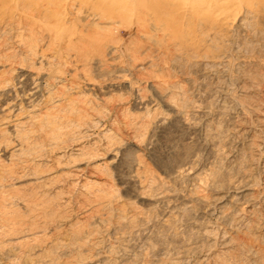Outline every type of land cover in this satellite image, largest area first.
Here are the masks:
<instances>
[{"label":"rangeland","instance_id":"1","mask_svg":"<svg viewBox=\"0 0 264 264\" xmlns=\"http://www.w3.org/2000/svg\"><path fill=\"white\" fill-rule=\"evenodd\" d=\"M136 5L0 28V264H264V20L203 76L206 50L139 27ZM247 184L253 203L211 204Z\"/></svg>","mask_w":264,"mask_h":264},{"label":"bare ground","instance_id":"2","mask_svg":"<svg viewBox=\"0 0 264 264\" xmlns=\"http://www.w3.org/2000/svg\"><path fill=\"white\" fill-rule=\"evenodd\" d=\"M109 3L112 7L108 6L110 5ZM135 5L137 6V25L139 27L152 26L161 33V36L163 35V37L165 36L168 39V42L171 43L170 45L181 52L191 53L195 57L196 55L199 56L197 54L199 51L206 50V53L200 55L196 61L200 68L203 67V69L199 70L200 72L207 67L224 69L228 57L226 53L209 55L207 51L216 50L219 41L222 39L235 37L245 27V23L251 19L260 17L264 20V0H0V28L3 27L4 29L9 24H17L19 28L25 31L29 30L28 32L31 34L33 33L32 37L35 34L37 37V34L42 31L57 30L62 24L61 20L70 14H85L92 19L112 20L113 18L109 17L111 15L108 12L109 9L120 14L123 11H132ZM42 16L47 17L46 19L51 18L52 22L41 21ZM27 21L29 23L26 24L25 22ZM24 44L26 45V43ZM24 44L23 46L25 47ZM37 45V43L31 45L30 50H35ZM201 73L203 76L209 75L206 71ZM27 79V95L32 102V107H35L36 105L32 98L37 92V79L35 80L31 75H28ZM3 85L0 87V96H4L1 101L4 100L5 103L6 96L12 90L7 84ZM220 88L224 99L235 102L227 88L224 86H220ZM5 108L4 105H0V111ZM238 109L240 110L239 113L245 116L246 112L243 108ZM179 114L183 122L189 128L194 129L192 124H188L191 121L189 122L188 120L187 123L182 109L179 110ZM250 191V186L247 184L238 192L228 191L216 198L211 204L214 208L222 210L224 209V202L228 201L234 207L231 208L232 210L239 209L241 206L249 205L255 201L251 197L248 198L247 194ZM231 209L230 211H232Z\"/></svg>","mask_w":264,"mask_h":264}]
</instances>
